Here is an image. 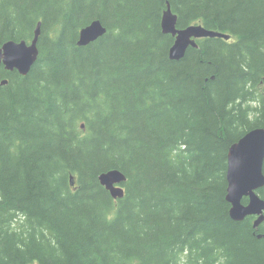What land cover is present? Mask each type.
<instances>
[{
  "label": "trees",
  "instance_id": "1",
  "mask_svg": "<svg viewBox=\"0 0 264 264\" xmlns=\"http://www.w3.org/2000/svg\"><path fill=\"white\" fill-rule=\"evenodd\" d=\"M167 3L229 39L169 59ZM39 20L28 73L0 64V264H264V221L226 200L229 146L264 127V0H0V43Z\"/></svg>",
  "mask_w": 264,
  "mask_h": 264
},
{
  "label": "water",
  "instance_id": "2",
  "mask_svg": "<svg viewBox=\"0 0 264 264\" xmlns=\"http://www.w3.org/2000/svg\"><path fill=\"white\" fill-rule=\"evenodd\" d=\"M41 20L33 30L31 40H5L0 43V64L5 70H17L25 75L30 70L38 56V39L41 33ZM162 33L173 36V42L168 49V57L172 60L181 59L188 47H198L196 39L204 37H219L228 39L229 34L208 29L202 24L192 23L184 27L177 26V14L167 3L160 19ZM107 31V27L99 20L93 19L78 31L77 44L87 45L95 41ZM8 82L7 78L0 80V85ZM83 127V124L81 125ZM264 127H253L233 142L227 151L226 168V200L230 203L229 214L234 220H242L248 215L256 216L253 226L257 227L264 221V199L258 189L264 185ZM114 198L124 195L122 183L126 177L117 168L102 171L97 176ZM75 183L70 176V185ZM247 198L243 203L242 199ZM261 236V234L259 235Z\"/></svg>",
  "mask_w": 264,
  "mask_h": 264
},
{
  "label": "bare ground",
  "instance_id": "3",
  "mask_svg": "<svg viewBox=\"0 0 264 264\" xmlns=\"http://www.w3.org/2000/svg\"><path fill=\"white\" fill-rule=\"evenodd\" d=\"M208 29H209V28H208ZM213 30H214V29H213ZM220 32H221V31H220ZM226 34H227V33H226ZM172 37H173V36H172ZM204 38H209V37H204ZM212 38H213V37H212ZM218 38H219V37H218ZM198 39H203V38H198ZM198 39H196V40H198ZM223 39H224V38H223ZM228 39H229V38H228ZM225 40H227V39H225ZM196 42H197V41H196ZM197 44H198V43H197ZM170 46H171V45H170ZM170 46H169V47H170ZM195 48H196V47H195ZM168 49H169V48H168ZM125 177H126V176H125ZM246 202H247V198H246ZM246 202H245V203H246ZM243 203H244V202H243ZM253 216H254V215H253ZM255 217H256V216H254V219H255ZM253 221H254V220H253Z\"/></svg>",
  "mask_w": 264,
  "mask_h": 264
},
{
  "label": "rangeland",
  "instance_id": "4",
  "mask_svg": "<svg viewBox=\"0 0 264 264\" xmlns=\"http://www.w3.org/2000/svg\"><path fill=\"white\" fill-rule=\"evenodd\" d=\"M163 12V11H162ZM162 14V13H161ZM79 124V123H78Z\"/></svg>",
  "mask_w": 264,
  "mask_h": 264
}]
</instances>
